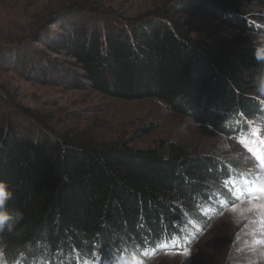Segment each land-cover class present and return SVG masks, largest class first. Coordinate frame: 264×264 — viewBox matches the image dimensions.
<instances>
[{"label":"trees","instance_id":"1","mask_svg":"<svg viewBox=\"0 0 264 264\" xmlns=\"http://www.w3.org/2000/svg\"><path fill=\"white\" fill-rule=\"evenodd\" d=\"M254 7L250 0H170L123 27L105 21L52 43L65 47L81 70L73 86L124 100H159L257 148L253 120L264 122V97L255 88L264 71L255 55L261 49L202 36L204 27L195 21L204 16L247 32ZM65 9L91 12L81 2ZM9 119L0 122V180L13 193L7 209L24 215L13 231L0 229V264H55L76 253L74 264H109L135 250L179 249L191 238L184 221L219 209L217 199L228 203L241 190L244 198L250 186L259 196L264 187L237 161L191 154L179 143L147 150L99 145ZM258 128L263 137L264 123Z\"/></svg>","mask_w":264,"mask_h":264},{"label":"rangeland","instance_id":"2","mask_svg":"<svg viewBox=\"0 0 264 264\" xmlns=\"http://www.w3.org/2000/svg\"><path fill=\"white\" fill-rule=\"evenodd\" d=\"M250 1L256 17L249 19L247 32L197 16L195 21L204 27L200 34L231 48L247 44L264 50V0ZM73 2L83 3L91 12H67L65 8ZM169 2L0 0V122L9 116L23 128L39 127L99 145L124 143L132 149L179 143L191 154L211 153L223 163L237 161L242 170L264 182V166L232 135L171 112L156 99L124 100L72 85L74 79H81V70L67 49L53 40L68 38L76 28L103 26L105 21L123 27ZM24 109L29 114L22 112ZM39 118L41 126L35 122ZM253 121L259 131L264 122ZM229 196L232 201L228 203L216 200L220 210L199 211L194 221H184L191 238L186 244L185 237L180 239L183 247L159 249L155 254L135 250L109 264H264V193L257 196V208L249 203L250 194L241 199ZM76 257L77 253L72 258L65 255L55 264H72ZM77 264L105 263L95 259Z\"/></svg>","mask_w":264,"mask_h":264},{"label":"clouds","instance_id":"3","mask_svg":"<svg viewBox=\"0 0 264 264\" xmlns=\"http://www.w3.org/2000/svg\"><path fill=\"white\" fill-rule=\"evenodd\" d=\"M257 60H264V50H258L255 53ZM256 91L261 97H264V71L255 81ZM12 191L6 181L0 180V229L6 228L13 231L15 226L23 220V212L20 210L9 211L6 207L8 201L12 198Z\"/></svg>","mask_w":264,"mask_h":264},{"label":"snow or ice","instance_id":"4","mask_svg":"<svg viewBox=\"0 0 264 264\" xmlns=\"http://www.w3.org/2000/svg\"><path fill=\"white\" fill-rule=\"evenodd\" d=\"M254 135H255V133H254ZM240 143L244 144L247 151L250 154H252V156L255 158V160L258 161L260 165L264 166V148H259V145H264V140H260L258 142L257 148H259V150H257V148L251 147L249 145V143L246 142L245 140H241ZM247 193L250 194L249 203L252 204V206L254 208L260 207L259 205L256 204L258 197L255 195V189L250 186L247 190ZM245 194L246 193L243 190H241L237 196V199H239L241 196H243ZM235 210H236L235 206H233V211H235ZM261 243H264V241H262Z\"/></svg>","mask_w":264,"mask_h":264}]
</instances>
